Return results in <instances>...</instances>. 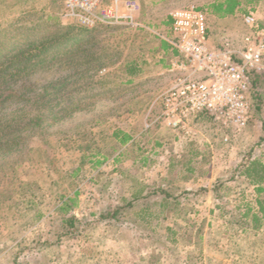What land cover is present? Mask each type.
I'll use <instances>...</instances> for the list:
<instances>
[{"label":"rangeland","instance_id":"1","mask_svg":"<svg viewBox=\"0 0 264 264\" xmlns=\"http://www.w3.org/2000/svg\"><path fill=\"white\" fill-rule=\"evenodd\" d=\"M213 1L144 0L138 18L169 37L162 27L169 12L198 6L207 13L210 42L226 39L238 46L246 31L240 14L261 0H241L239 9L225 17L209 12ZM33 25L42 31L57 25L81 28L63 17L61 0H0V30L6 35L10 28ZM147 31L98 25L84 35L81 48L98 55L101 66L91 81L78 80V96L72 99L82 109L33 128L20 151L0 155L6 188L0 199L10 198L0 204V264H264V217L256 202L264 190L257 194L234 170L242 151L264 147V81L258 87L261 108L249 128L223 131L202 118L194 130L211 134L212 148L194 156L159 151L154 135L158 127L167 128L155 118L165 87H150L136 77L127 82L124 70L146 46L158 44ZM73 71L68 63H56L16 88L31 85L39 92L47 81L67 77L64 95H69ZM128 123L135 141L122 143L120 129ZM142 187L153 192L145 202L124 209L118 219L99 217ZM68 197V210L59 211ZM252 214L261 220L254 221ZM71 215L73 228L66 221Z\"/></svg>","mask_w":264,"mask_h":264},{"label":"built area","instance_id":"2","mask_svg":"<svg viewBox=\"0 0 264 264\" xmlns=\"http://www.w3.org/2000/svg\"><path fill=\"white\" fill-rule=\"evenodd\" d=\"M63 17L76 25H123L147 29L138 18L139 0H61ZM170 36L177 51L170 63L169 86L157 97L155 118L181 136L192 134L193 121L205 111L221 130L240 131L251 120L250 73L264 74V0L240 14L245 33L238 46L209 40L205 10L194 5L169 12ZM225 140V139H224Z\"/></svg>","mask_w":264,"mask_h":264},{"label":"trees","instance_id":"3","mask_svg":"<svg viewBox=\"0 0 264 264\" xmlns=\"http://www.w3.org/2000/svg\"><path fill=\"white\" fill-rule=\"evenodd\" d=\"M241 3V0H214L208 5V10L212 15L225 17L234 14ZM198 8L204 10L201 7ZM169 23H171L170 18ZM72 27L57 25V28L52 31L47 28L42 31L39 25L20 27V29L14 27L12 31L11 28L9 29L11 32L9 35L0 30V155L20 151L26 140L33 134V132L31 133L33 128L42 129L46 121L50 120L51 124L69 116L76 110L82 109L79 100L72 99L78 96V80L83 78L85 81H91L101 64L97 63L99 56L83 50L79 40L98 26L78 29H73ZM15 34L21 35L14 37ZM68 43L69 46H65L63 49L62 45H67ZM162 44L165 46L164 43ZM174 52L177 55L175 49ZM81 53L84 55L83 61L80 59ZM56 63L58 65L68 63L74 69V73L70 76L73 77L72 86L74 88L69 95H64L67 77L47 81L41 86L39 92L31 85H25L20 89L16 88L19 81L27 82L38 70L50 69ZM82 65H86V68L84 71L79 72L77 68ZM124 66L125 74L129 76L127 82H131L130 78L136 76L140 71L137 59L127 61ZM261 80L264 81V74L250 73L248 100L251 106V115L253 113L257 115L261 108L258 92V87L262 83ZM20 102L22 105L18 104ZM6 108H11V110L3 114ZM202 118H209L212 121L211 115L202 111L194 119L193 124ZM251 121L252 116L244 129L250 127ZM114 135H117V133L114 132ZM262 139L264 140V136ZM127 140L128 137L125 135L121 136L120 141L122 143H126ZM234 170L242 178H245L248 184L253 186L257 194L264 190V165L257 158L252 159L251 150L247 152L246 156L241 158ZM3 178L5 176L0 174V197L4 195L6 190L1 185ZM20 185L26 186V183L22 182ZM143 188L134 191L129 197L122 198V204L106 210L99 217L118 219L119 214L124 209L140 204V202H145L153 192L143 191ZM26 189L29 191V188ZM164 195L161 200L162 203H160L161 206L165 204L167 193L164 192ZM7 200H10V198H1L0 204ZM69 200H72V198L68 197L63 200L58 210L61 212L67 211ZM13 202V208H17V201L14 200ZM256 202L262 217H264V197L262 199L256 198ZM252 218L254 221L261 220L255 214H252ZM75 219L74 215L67 218L68 227L73 228L75 226Z\"/></svg>","mask_w":264,"mask_h":264},{"label":"crops","instance_id":"4","mask_svg":"<svg viewBox=\"0 0 264 264\" xmlns=\"http://www.w3.org/2000/svg\"><path fill=\"white\" fill-rule=\"evenodd\" d=\"M139 1L141 3V7L143 8L144 0H139ZM142 23L146 25L145 21H143ZM146 26L147 29L143 28L142 30H144V32L148 30L147 31L148 35L151 34L154 40L155 39L158 40V44L156 43L154 46H150V47L146 46V48L142 50L143 52H141L138 58H134L137 59V62L140 66V71L136 76H133L130 79L131 82H133L134 81L133 78L136 77V79L137 78L143 79L144 81H148V83H151L150 87H153V85H157V86L162 85L163 88L165 87L166 89L170 84L167 71L170 66V63L176 58V54L174 52V49L166 41L165 38L168 37L164 35L163 32H161L160 30H155L154 28L150 27L148 23ZM162 27L166 29L167 31L166 34L170 33L169 16L167 17V20L163 22ZM162 43H164L165 46H163ZM148 67H150V69H146ZM154 101L155 99L153 98L149 106H152L154 104ZM151 122L152 121L150 120V124ZM145 126L148 128V124L146 123V120H145ZM128 127H131L129 123L127 128ZM127 128L120 129V133L128 137L126 143H133L135 141V136L132 134L133 129H129V128L127 129ZM147 128L145 130H147ZM192 128L193 130L191 135L181 136L177 132H174L170 129H164L158 127L154 135V145L159 148V151L165 153L171 152L173 149L176 152L180 151L182 152V154L183 152H186L192 154L193 156L197 154L198 150L200 151L201 149H203L204 151H206L213 147L211 134L208 133L207 136L202 135L201 132L194 130V124ZM146 132L150 133V131H146ZM253 147L254 148L251 149L252 159L257 158L264 165V147L257 145ZM247 151L244 150L242 151V153H240V160L241 158L246 156ZM211 152H213V150Z\"/></svg>","mask_w":264,"mask_h":264}]
</instances>
